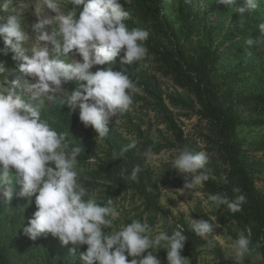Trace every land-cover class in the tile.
I'll return each instance as SVG.
<instances>
[{
  "label": "clouds",
  "instance_id": "9594fccd",
  "mask_svg": "<svg viewBox=\"0 0 264 264\" xmlns=\"http://www.w3.org/2000/svg\"><path fill=\"white\" fill-rule=\"evenodd\" d=\"M12 2L0 0V13H8L6 17L0 15V55L12 53L16 68L35 82L28 99L15 85L0 92V191L10 203L14 177L21 186L18 195L29 203L34 198L36 210L23 228L24 234L32 240L51 234L63 245L71 244L70 252L78 253L85 264H162L154 254L159 249L166 250L167 264H190L181 254L188 237L180 224L171 233L155 231L148 222L137 218L114 227L121 213L113 200L98 202L97 196L79 182L83 170L78 167V157L82 148L71 145L67 133L58 132L42 119V103L37 102L41 95L61 92L65 88L62 85L71 82L75 87L61 103L67 104L70 113L78 108L79 120L94 129L95 139L103 140L110 131V122L130 110L136 89L129 75L113 70V64L118 56L122 64L144 60L149 32L129 27L126 21L130 12L121 0H66L71 5L68 9H62L64 0H43L58 26L49 31L53 20L38 19L31 25V32L37 34L42 46L28 47L30 34L22 26L21 13L10 11ZM218 2L239 13L241 24L246 19L244 14H251L260 5V0H244L241 7H234L237 0ZM257 26L261 36L245 40L246 54L254 46L264 50V22ZM103 65L107 67L91 71ZM6 71V62L0 61V75ZM134 146L132 142L113 152V159L124 158ZM162 155L164 162L190 176L180 188L182 193H192L215 178L207 168L209 156L205 151L183 148L171 159ZM140 171L141 167L135 165L130 171L122 169L121 176L136 181ZM220 179L227 182L226 176ZM233 193L234 198L222 192L209 194L205 203L216 209L226 206L232 213L242 211L246 195L239 187H233ZM209 218H191L190 228L206 240V248L212 251L218 240L214 228L219 225ZM260 247L259 241L253 244L249 228L231 241L226 256L235 264H244L245 257Z\"/></svg>",
  "mask_w": 264,
  "mask_h": 264
},
{
  "label": "rangeland",
  "instance_id": "374dc122",
  "mask_svg": "<svg viewBox=\"0 0 264 264\" xmlns=\"http://www.w3.org/2000/svg\"><path fill=\"white\" fill-rule=\"evenodd\" d=\"M164 4L163 11L174 28L180 24L175 18L177 6L191 8L193 12L204 16L201 21H198L196 16L194 19L190 16L189 20L195 21L194 29L189 30L186 24L176 30V39L179 45L185 46L186 54L193 53L192 45L197 42L213 53L220 54L219 59L214 63L213 76L218 81L220 92L225 90L231 92V96L226 98V103L233 116L240 120L237 127L241 140L239 155L246 162V169L253 180L256 195L264 200V111L251 107L245 99L246 94L252 90H260L264 86L261 77L264 76V70L259 65L262 62L261 66L264 69V50L257 48L250 51V54L238 50L241 36L239 32H235L230 19L234 13L233 9L219 3L218 0H190L188 3L185 0H166ZM243 5L244 0H237L234 7ZM68 8H71V5L64 0L62 9ZM11 10L21 13L22 26L31 37L28 47L42 46L36 39L37 34L31 32V25L38 19L53 20L49 31L58 26L53 14L43 4V0H13ZM7 14L0 13L5 17ZM245 14L244 26L248 28L253 16L257 14L260 17L264 16V0H260L259 7L251 14L247 12ZM165 42L170 48V43ZM0 47H3L2 41ZM0 61L6 62L7 68V71L0 75V92H7L15 85L17 90L22 91L28 99L33 93L34 79L16 68L12 53L7 56L0 55ZM106 66H94L91 71ZM246 66L250 69H246ZM113 68L135 74L141 82L148 85V89L159 92L163 104L171 112L173 120L182 131L183 148L193 152L205 151L208 154L207 168L215 177L209 180L218 184L226 166L223 154L219 150L216 127L214 122L199 114L200 107L193 92L176 84L152 55H147L138 63L120 66L115 64ZM62 86L65 88L61 92L43 94L38 98L37 102L42 103V109L69 110L67 104L61 102L75 85L69 82ZM132 95L134 103L127 111L129 119L110 122V131L103 140L95 139L96 133L91 126L83 127L74 134L68 135L71 142L77 137L79 142L92 152L91 159L101 158L109 148L121 150L135 142V146L129 148L126 156L134 160V166L141 167L138 175L144 179L146 190L159 208L155 209L151 204H147L136 190H123L112 199L114 206L121 213L120 218L114 221V227L119 228L122 224L130 223V218H137L148 222L155 231L163 230L171 233L176 225L180 224L185 232L194 234L190 228V219L208 220L211 217L215 220L213 223L219 225L214 228V236L218 237L215 248L226 255L231 241L247 227L235 220L227 219L223 215L221 206L216 209L205 203L209 194L221 191L211 190L204 183L203 187L192 193H182L183 189L180 188L190 176L172 168L164 162L162 155H167L171 159L181 148L172 145L174 137L166 128L161 113L157 112L153 95L139 87H136ZM75 146L79 145L75 144ZM93 170L89 169V171ZM12 183L14 196L10 203L0 191V264H3V258H6V264H85L78 253L70 252L71 244L63 245L51 234L42 235L36 240L24 234L23 228L27 226L29 218L36 210L34 198L33 202L27 205L21 203L20 200L27 198L18 195L21 186L14 177ZM98 184H102L101 181ZM185 235L187 236V233ZM198 238L200 241L188 238L181 252L189 259L190 264H235L231 258L223 262L206 248L204 238L199 236ZM261 241L264 242V233ZM154 254L162 264H167L165 249H159ZM244 264H264L260 251L257 250L245 257Z\"/></svg>",
  "mask_w": 264,
  "mask_h": 264
},
{
  "label": "trees",
  "instance_id": "16d2710c",
  "mask_svg": "<svg viewBox=\"0 0 264 264\" xmlns=\"http://www.w3.org/2000/svg\"><path fill=\"white\" fill-rule=\"evenodd\" d=\"M166 0H131L126 4L125 0H121L124 7L130 12V17L126 21L129 27H136L147 30L149 32L148 40L145 42L148 48V55H152L155 61L160 64L165 73L171 75L173 81L179 86L189 89L195 96L196 103L199 105V114L214 122L217 132L218 141L220 143L219 150L223 154L224 164L226 166L224 175L227 182L221 180L218 184L212 180L205 183L211 190L221 191L229 198H234L233 187H239L241 194L246 195V203L242 205V211L232 213L226 206H221L223 215L229 220H235L243 224L247 229H251L252 242L255 245L257 241L261 243V247L255 251H260L264 260V242L261 241L264 233V200L255 193L253 180L246 169V162L239 155L241 140L238 136L237 127L240 123L239 118L233 116L231 110L227 107L226 98L231 96L230 91L220 92L218 81L213 76L214 63L219 59L220 54L213 53L210 49L203 46L200 42L192 45L193 53H185V46L179 45L176 39V30L188 24V29L195 27V21H190L189 17L196 16L198 21L204 19V16L198 12H193L191 8L177 6L175 18L180 24L174 28L171 21L163 11ZM246 17V14H244ZM196 19V18H195ZM231 21L235 32L240 34V42L238 50L245 53L244 42L248 38L257 40L261 36L258 24L264 22V16L257 14L250 19L248 28H245V20L241 24L239 21L240 14L234 12L231 15ZM171 47L166 46V42ZM257 49L253 47L248 51ZM121 56L123 53L120 54ZM259 63L262 70H264ZM123 65L120 57L116 58L114 65ZM107 67V66H106ZM130 68V67H129ZM246 69H250L246 66ZM252 69V68H251ZM118 70L119 69H114ZM133 80L136 87L141 88L155 98L157 112L161 113L166 128L173 135V142L177 148H183V136L181 129L176 125L172 118L171 112L163 104L161 95L155 90L148 89V85L141 82L133 73H127ZM263 78L264 83V76ZM247 103L253 108H259L264 111V86L260 90H252L245 95ZM42 119H48V123L58 132L67 133V138L71 145L78 144L82 151L78 157V167L83 171L80 173L79 182L90 193H94L98 202L104 203L109 198L113 199L119 192L127 189L136 190L145 199L147 204H151L155 209L159 206L155 202L149 192L146 190L144 179L138 175L136 181L125 179L121 176V170L127 168L129 171L134 166V160L130 157L113 159V152H119L109 148L104 156L97 159H91L92 152L79 142L76 137L71 142L69 134H74L76 130L82 129L84 124L79 120V109L72 111L57 109H42ZM118 119H129V114L125 112ZM91 159V160H90ZM89 169H94L89 171ZM101 181L102 184H98ZM218 185V186H216ZM21 203L29 204L27 199H22ZM190 240L200 241L198 236L192 232H185ZM211 252L215 253L223 262H227L226 255L218 248ZM254 253V252H253ZM3 257V256H2ZM6 264V258L2 259Z\"/></svg>",
  "mask_w": 264,
  "mask_h": 264
}]
</instances>
